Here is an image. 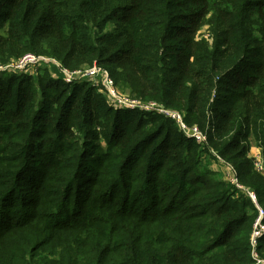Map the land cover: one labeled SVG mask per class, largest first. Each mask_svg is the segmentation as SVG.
Returning a JSON list of instances; mask_svg holds the SVG:
<instances>
[{
  "label": "trees",
  "instance_id": "trees-1",
  "mask_svg": "<svg viewBox=\"0 0 264 264\" xmlns=\"http://www.w3.org/2000/svg\"><path fill=\"white\" fill-rule=\"evenodd\" d=\"M27 53L95 63L207 143L53 64L0 73V264H254L257 211L203 159L264 210V0H0V64Z\"/></svg>",
  "mask_w": 264,
  "mask_h": 264
},
{
  "label": "built area",
  "instance_id": "built-area-1",
  "mask_svg": "<svg viewBox=\"0 0 264 264\" xmlns=\"http://www.w3.org/2000/svg\"><path fill=\"white\" fill-rule=\"evenodd\" d=\"M47 64H53L55 69L60 70V75L58 77L54 75V79H60L66 84L80 82L92 83L95 87L101 89V92L106 96L107 103L109 105L121 109L156 113L173 121L184 136L194 140V142L197 144L205 145L207 143L206 134L195 125L188 126L184 121L183 114L161 107L154 102L145 103L140 100L133 99L126 94L120 93L109 73L97 65H93L87 69L83 68L68 70L63 68L60 62L54 59L48 58L46 56L27 53L16 61L0 64V73H19L27 70H33L36 67L46 66ZM212 154L226 170L225 182L232 185L237 191L244 193L252 202L257 211V217L253 222L250 237L251 257L254 261V264H264V258L261 257L256 251L258 240L264 234V210L259 206L255 193L244 188L238 182L236 172L233 167L225 164L214 152H212ZM251 158L253 159V168L255 172L264 176V161L262 160L260 153L252 156Z\"/></svg>",
  "mask_w": 264,
  "mask_h": 264
},
{
  "label": "rangeland",
  "instance_id": "rangeland-1",
  "mask_svg": "<svg viewBox=\"0 0 264 264\" xmlns=\"http://www.w3.org/2000/svg\"><path fill=\"white\" fill-rule=\"evenodd\" d=\"M201 34H203V35H205V33H203V31H201ZM6 64V63H5ZM93 65H97V64H92L91 66H89V67H85V69H87V68H90V67H92ZM98 66V65H97ZM81 69H83V68H81ZM117 89H118V91L120 92V93H122V94H126V95H128L129 97H131V98H133V99H136V100H139V99H137V98H135L134 96H131L128 92H125V91H123L122 89H120L119 87H116ZM99 92L100 93H102L101 92V89H99ZM103 94V93H102ZM104 95V94H103ZM141 101V100H140ZM145 113H147V112H145ZM252 148H255L254 147V145H253V147H251V149ZM257 149V148H256ZM216 159V158H215ZM209 160L208 158H204L203 159V165H205V166H207L209 169H211L212 168V166H217V167H220V165H222V164H220L219 162H218V160L216 159V160ZM220 164V165H219ZM225 164H227V163H225ZM219 175H220V177H222L223 176V178L225 179V172H222L221 174L219 173ZM264 258V257H263Z\"/></svg>",
  "mask_w": 264,
  "mask_h": 264
},
{
  "label": "crops",
  "instance_id": "crops-1",
  "mask_svg": "<svg viewBox=\"0 0 264 264\" xmlns=\"http://www.w3.org/2000/svg\"><path fill=\"white\" fill-rule=\"evenodd\" d=\"M256 154H259V150L255 148H252L250 149V152H249V156L250 158ZM220 165V164H219ZM212 171H215L217 173H222V172H225L226 170L224 169V167L222 165H220V167H217V166H212L211 168ZM223 181H225V179L223 178V176L221 177Z\"/></svg>",
  "mask_w": 264,
  "mask_h": 264
}]
</instances>
